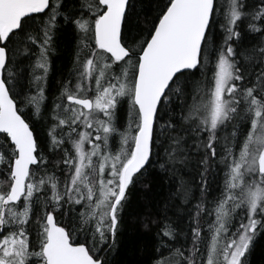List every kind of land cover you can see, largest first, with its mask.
Wrapping results in <instances>:
<instances>
[{"label": "snow or ice", "instance_id": "obj_1", "mask_svg": "<svg viewBox=\"0 0 264 264\" xmlns=\"http://www.w3.org/2000/svg\"><path fill=\"white\" fill-rule=\"evenodd\" d=\"M142 4L0 0V264H113L130 190L153 176L168 191L143 217L142 264H251L264 0ZM67 28L73 67L49 104ZM21 49L35 57L28 80Z\"/></svg>", "mask_w": 264, "mask_h": 264}, {"label": "trees", "instance_id": "obj_2", "mask_svg": "<svg viewBox=\"0 0 264 264\" xmlns=\"http://www.w3.org/2000/svg\"><path fill=\"white\" fill-rule=\"evenodd\" d=\"M155 2L156 0H143L144 14H151ZM76 39L75 33L70 28L58 33L55 51L50 56L51 71L47 80L46 92L49 104L52 97L58 95L60 84L68 78L69 71L73 67ZM34 59V56L23 55V49H21L18 62L24 80L30 78L31 70L28 65L33 63ZM38 128L43 135L46 130L43 124L38 125ZM53 159H58V157H53ZM144 183H149L150 189H145L140 183H137L130 190L129 202L123 213V220L117 237L113 264H142L145 259L144 249L151 244V237L143 228V217L153 215L156 212V201L162 194L166 195L168 189L166 186L162 188L159 179L155 176L145 180ZM186 224L187 221L185 220ZM250 259L251 264H264V235L257 239Z\"/></svg>", "mask_w": 264, "mask_h": 264}]
</instances>
